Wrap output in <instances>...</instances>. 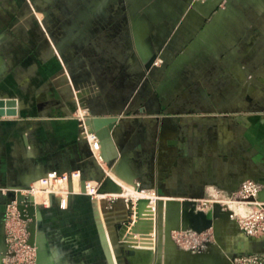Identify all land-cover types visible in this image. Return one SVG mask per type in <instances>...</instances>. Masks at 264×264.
<instances>
[{
	"label": "crops",
	"instance_id": "obj_1",
	"mask_svg": "<svg viewBox=\"0 0 264 264\" xmlns=\"http://www.w3.org/2000/svg\"><path fill=\"white\" fill-rule=\"evenodd\" d=\"M0 99L18 112L0 117V264L7 204L51 172L80 181L68 184L64 209L56 196L28 204L37 264L264 255V237L226 214L203 232L202 252L173 238L188 226L183 210L207 212L247 180L262 182L264 199V0H0ZM94 119L114 121L101 164L82 132ZM82 184L142 187L162 206L110 237L102 206L111 195L83 194Z\"/></svg>",
	"mask_w": 264,
	"mask_h": 264
},
{
	"label": "built area",
	"instance_id": "obj_2",
	"mask_svg": "<svg viewBox=\"0 0 264 264\" xmlns=\"http://www.w3.org/2000/svg\"><path fill=\"white\" fill-rule=\"evenodd\" d=\"M82 129L85 139L91 146L93 158L101 164L103 159L100 140L94 132L86 128L84 123ZM76 178L80 179L78 173L68 177L57 172H51L40 183H34L30 190H17L14 192V198L6 206L3 231L4 250L1 253L2 264H37L38 247L34 238L33 220L27 208L28 204L34 207H46L50 198L56 196L61 200V208H66V198L74 192L73 188L70 190L68 184ZM99 187V185L89 186L85 184V194L99 198L111 195L108 201L123 199L127 208L128 204L132 203L133 211L130 219L134 224L138 220H155L159 200L155 192L134 186L135 192L141 195L137 198L125 196L124 188H122L123 193L121 195H100L98 194ZM80 192L82 193V186ZM261 193V183L255 180H247L243 182L237 192L224 197V199L214 200L209 207L211 209L214 204H219L222 211L228 214L229 219L234 221L246 236L261 238L264 237V202L260 200ZM37 195L41 196L39 202ZM141 200L148 203L145 213L142 215L143 217L139 219L137 218L136 207ZM173 238L180 249L194 253L206 250L210 244L208 234L197 233L191 229H180L174 232ZM233 264H264V255H240L234 259Z\"/></svg>",
	"mask_w": 264,
	"mask_h": 264
},
{
	"label": "water",
	"instance_id": "obj_3",
	"mask_svg": "<svg viewBox=\"0 0 264 264\" xmlns=\"http://www.w3.org/2000/svg\"><path fill=\"white\" fill-rule=\"evenodd\" d=\"M150 63H153L150 62ZM18 114L17 112V101L15 100H3L0 99V117L8 116V117H13ZM114 121L113 120H104V119H94L92 121L94 132L98 139L100 140H105L109 137V131L113 129ZM107 128L108 130H103ZM31 186H28L26 188H23L21 190H30ZM72 188L70 187V190ZM82 193L85 194V184H82ZM123 193V189L121 187H117L114 190H106L104 186H100L98 189V194L104 195V194H117L121 195ZM20 196V195H19ZM21 198V197H20ZM33 199V198H31ZM260 200L264 202V199L262 198V195H260ZM157 202V212L159 213L161 209V202ZM105 203V202H104ZM147 201L141 200L136 207V213H137V218L141 219L143 216V213H145V209L147 207ZM42 206H38L37 208H41ZM133 211V204L129 203L128 208L125 205V200L123 199H116L112 201H106V205L102 206V212L105 217V223L106 226L109 230L110 237L112 236L111 234L112 231L114 230V233H116V228L119 227L117 226L120 223H129L131 221L130 216L132 215ZM228 215L227 213L222 211V208L219 204H214L211 209H209L207 212H201L198 211L197 214H193L191 220L189 221V226L184 227H179L178 229H191L197 233H203L204 231L208 230L212 226V222L214 219L220 217L221 215ZM117 221V222H116ZM152 220H138L134 225H139V223H143L146 225L147 222H151ZM117 223V224H116ZM177 229V230H178ZM112 246L115 248L119 246V242H115L114 240H111ZM115 254L120 255L121 258L124 259V257L129 258V252L127 250H117L115 249Z\"/></svg>",
	"mask_w": 264,
	"mask_h": 264
},
{
	"label": "bare ground",
	"instance_id": "obj_4",
	"mask_svg": "<svg viewBox=\"0 0 264 264\" xmlns=\"http://www.w3.org/2000/svg\"><path fill=\"white\" fill-rule=\"evenodd\" d=\"M76 190H78L77 186H76ZM133 191L135 192V190L132 188H125L124 194H125V196H132V197L135 196L134 198L141 196L137 193H132ZM37 200L38 201L41 200L40 195H37ZM193 214H197V213L193 209H188V208L183 210V212H182L183 221H185L188 224V226L190 224L189 221L191 220ZM183 225H184V227H188L186 224H184V222H183Z\"/></svg>",
	"mask_w": 264,
	"mask_h": 264
},
{
	"label": "rangeland",
	"instance_id": "obj_5",
	"mask_svg": "<svg viewBox=\"0 0 264 264\" xmlns=\"http://www.w3.org/2000/svg\"><path fill=\"white\" fill-rule=\"evenodd\" d=\"M132 193H135V192H132ZM134 197H135V196H134ZM218 199H224V197L221 196V197H219ZM183 208H187V207H182L180 211H182ZM162 217L165 218V215L162 214ZM166 218H168V216H167Z\"/></svg>",
	"mask_w": 264,
	"mask_h": 264
},
{
	"label": "flooded vegetation",
	"instance_id": "obj_6",
	"mask_svg": "<svg viewBox=\"0 0 264 264\" xmlns=\"http://www.w3.org/2000/svg\"><path fill=\"white\" fill-rule=\"evenodd\" d=\"M255 181H257V182H259V183H261L262 184V182L261 181H258V180H255ZM5 222V221H4Z\"/></svg>",
	"mask_w": 264,
	"mask_h": 264
}]
</instances>
